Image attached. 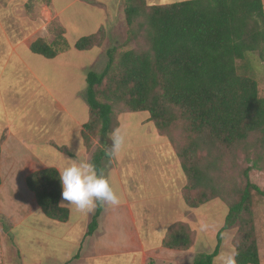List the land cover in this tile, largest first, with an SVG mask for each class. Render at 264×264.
I'll list each match as a JSON object with an SVG mask.
<instances>
[{
	"label": "trees",
	"instance_id": "16d2710c",
	"mask_svg": "<svg viewBox=\"0 0 264 264\" xmlns=\"http://www.w3.org/2000/svg\"><path fill=\"white\" fill-rule=\"evenodd\" d=\"M122 1L126 26L136 22L146 47L117 57L116 48H109L102 72L86 74L88 120L80 132L82 145L89 148L93 138L105 140L117 128L115 108L147 113L158 135L173 146L184 177L181 200L187 209L195 210L233 191L223 185L227 160L238 153L256 159L264 156V97L259 96L247 60L255 54L264 61L262 0H189L154 6L145 0ZM63 35L59 29L52 43L37 39L29 50L53 59L69 49ZM104 36L100 28L78 39L73 49L99 48ZM54 147L74 157L65 147ZM109 157L106 149L99 148L89 162L101 173L102 162ZM250 169L243 171L244 185L234 189L216 247L210 254H197L193 264H212L222 233L233 229L237 264H259L253 207L255 198L264 197V192L248 179ZM25 182L46 218L67 221L68 210L59 203L62 189L57 170L35 171ZM102 205L94 209L85 236L96 231ZM0 224L5 232L7 222L2 216ZM194 238L187 223L175 222L165 230L161 247L186 251Z\"/></svg>",
	"mask_w": 264,
	"mask_h": 264
},
{
	"label": "rangeland",
	"instance_id": "374dc122",
	"mask_svg": "<svg viewBox=\"0 0 264 264\" xmlns=\"http://www.w3.org/2000/svg\"><path fill=\"white\" fill-rule=\"evenodd\" d=\"M97 1L107 2L106 11L109 15L107 22L103 21L101 9L90 7L83 2L70 4V0H0V28L6 29L5 32H0V42L6 34L14 44L19 38H36L39 37V34H43L46 43L50 44L54 41L56 32L62 29L64 40L69 45L64 56H69L70 63L74 64V67L69 68V75L62 78L61 81V78H58L53 72V63H49L41 56L32 54L29 50L24 51L23 46L17 48V53L22 55L28 69L19 66V63L15 64L14 61L10 62L3 75L1 87L9 86L10 81L13 82L12 85L22 80L26 82L21 84L16 92L8 93V100L6 99L3 104L1 103L3 108L0 114V123L11 122V132H14L25 142H29V137L34 140L42 138L39 142L43 140L47 142L49 139L53 144L65 147L80 158H91L95 151L101 147L99 137L96 136L91 141L90 147H84L83 150L80 135L74 129L76 128L75 125L67 120V115L55 113L54 105L50 106L54 97L60 99V102L69 109L70 114L79 119L80 122H86L88 120V107L85 100L86 74L89 71L102 72L107 62L105 52L109 48H116L115 57H117L122 52L146 47L141 32L137 31L136 22L130 28L126 26L124 19L125 4L122 0ZM157 1L160 5L174 3L172 2L174 0ZM262 4L264 8V0H262ZM56 11H60V18L55 14ZM10 28L12 31L18 28L21 34L18 32L10 33ZM99 28L104 29L105 35L99 48L90 51L73 49V44L78 39L96 33ZM247 60L252 66L259 96L264 97V61H260L255 54H250ZM46 90L50 91L49 96H47ZM33 91L34 96L31 98L32 96L27 93ZM46 96L48 100H43L42 97ZM112 112L118 125L112 133L119 130L123 137V143L119 151L113 153V137L110 133L107 136V146L103 147L108 153H112L109 156L115 162L122 180L117 181L114 171L109 170L110 165H105V160L102 162L101 173L110 182L120 202L125 199L133 201L138 198L141 200L148 196L149 198L155 197L153 203H160L159 197L167 196L174 191L178 180L182 183L184 181L179 163H176L175 156L172 155L173 146L169 142V145L166 143L165 137L158 135L153 125L147 121V113H128L118 108L113 109ZM60 132L64 134L61 139L56 135ZM2 140L3 137L0 138V145ZM176 140L181 143L177 134ZM159 142L163 143V148H152ZM43 144L44 142L37 149L40 150L44 158L54 161H58V158L68 160L65 154L57 153L54 151L55 149ZM142 146L149 150L153 149V158L134 162L135 155L131 149ZM110 157L106 161L109 162ZM151 164L155 167L153 174H149ZM249 167L251 169L248 173V179L264 192V156L262 159H256L238 153L236 157L225 162L222 170L225 190L233 189V191L227 192L222 197L215 198L195 210L187 209L192 212L189 216L183 215L186 209L183 202L179 201V209L176 213L178 216L173 219L188 223L192 233L197 238V246L200 244L201 254H210L214 250L217 244L216 235L223 225L228 203L235 197L234 189L244 185L243 171ZM160 212L161 210L153 208L150 214L157 215ZM253 218L259 264H264V197L255 198ZM159 224L160 226H156L155 229L156 235L160 234L164 227L161 223ZM139 225L140 230L145 235L143 223L139 222ZM25 231L23 227L17 228L13 232V236L5 238V243L9 252L19 251L27 257L24 261L28 263L31 260L30 249L34 247L31 245L34 235L32 236ZM235 236V229L222 233L218 255L221 252L233 250L232 245Z\"/></svg>",
	"mask_w": 264,
	"mask_h": 264
},
{
	"label": "crops",
	"instance_id": "0c3cea01",
	"mask_svg": "<svg viewBox=\"0 0 264 264\" xmlns=\"http://www.w3.org/2000/svg\"><path fill=\"white\" fill-rule=\"evenodd\" d=\"M145 1L148 6L160 5L157 0ZM183 1L189 0H174L172 2L179 3ZM74 2H83L90 7L101 9L103 21H108L107 2L70 0V4ZM96 5L103 7H97ZM55 14L60 18V11H56ZM2 31L5 32L6 29L0 28L1 33ZM9 31L10 33L13 32L15 34L18 32L21 34L18 28L17 30L13 29V31L10 28ZM7 36L6 34L5 38L0 42V114L3 108L1 103L3 104L4 100H8V93L16 92L19 86L26 82L22 80L12 85L13 82L10 81L9 86L1 87L3 75L10 62L14 61L15 64L19 63V66H24L25 69H28L22 55L17 53V48L23 46L24 51H27L35 40L44 39L45 37L43 34H39V37L36 38H19L14 44ZM65 53H61L53 59L44 58L49 63H53V72L58 78H61V81L62 78L69 75V68L74 67V64L69 61V56H64ZM23 55L27 58L25 53ZM46 92L47 96H49L50 91L46 90ZM27 94H30L31 98H33L34 91ZM47 96L42 97V99L48 100ZM51 105H54L55 113L58 115H67V120L75 125L76 128L74 129L80 135L82 126L86 122H80L79 119L70 114L69 109L60 102V99L54 97ZM11 128V122L0 123V138L3 137L0 145V216L4 217L8 222L5 232H3L0 224V264H193L195 256L201 254L200 244L199 246L196 244V237L192 247L186 251L161 247V241L167 227L175 222H182L178 219H173L178 216L176 213L177 209H179V201L182 202L180 190L184 185V181L182 183L180 180L177 181L174 191L167 196L159 197L161 202L158 204L153 203L155 197L149 198L148 196L141 200L138 198L133 201L125 199L117 206L103 204L102 212L97 221V229L91 236H85V233L94 211L87 215L76 212L73 207L61 204V195L59 203L61 207L68 210L67 221L57 222L46 218L37 205L34 194L27 189L25 181L27 176L35 171L54 168L59 172L68 163V160H62L61 158H58V161L44 158L40 150L37 149L42 142L52 149H55L53 145L63 146L53 144L49 139L47 142L46 140L39 142L42 138L34 140L29 137V142H25L18 135H15L14 132L12 133ZM56 135L60 139L64 136L61 132L56 133ZM99 143L101 145L100 148H104L107 146V138L102 141L99 140ZM166 143L169 145L167 140ZM154 147L157 149L163 148V143H156L152 146V148ZM152 148L150 150L143 146L135 149L130 148L135 155L134 162H140L142 159L150 157L153 158ZM54 151L57 150L55 149ZM57 153L60 152L57 151ZM72 154L74 157L66 155L67 158L90 161L88 157L80 158L74 153ZM172 155H174L173 151ZM175 160L178 164L176 157ZM105 165H110L109 170L114 171L117 181L122 180L119 170L111 157L109 162L105 160ZM154 169L155 167L151 164L149 174H153ZM106 170L108 171V168ZM153 208H157L161 212L157 215H152L150 211ZM185 209L183 215H191L192 212L188 211L186 207ZM139 222L144 225L145 235L140 230ZM159 223L164 227L161 233L156 235L155 229L156 226H160ZM19 227H23L26 230L25 232L32 236L34 235V239L32 238L31 241V245L34 247L30 249L31 260L28 263L24 261L27 258L24 254L16 250L15 252H9L6 249L5 238L11 237L13 232ZM76 255L77 257L75 258Z\"/></svg>",
	"mask_w": 264,
	"mask_h": 264
},
{
	"label": "clouds",
	"instance_id": "9594fccd",
	"mask_svg": "<svg viewBox=\"0 0 264 264\" xmlns=\"http://www.w3.org/2000/svg\"><path fill=\"white\" fill-rule=\"evenodd\" d=\"M112 152L119 151L123 137L119 130L112 133ZM110 155L112 153H109ZM66 163L58 172L61 185V204H67L76 212L87 215L94 211L98 204L117 206L119 197L113 190L108 179L99 173L94 163L80 159L67 158ZM238 252L228 250L221 252L214 264H237Z\"/></svg>",
	"mask_w": 264,
	"mask_h": 264
}]
</instances>
